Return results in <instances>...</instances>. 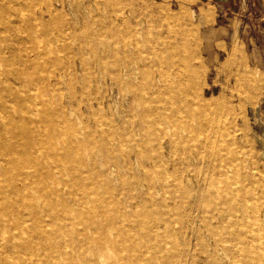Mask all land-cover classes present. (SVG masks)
Returning <instances> with one entry per match:
<instances>
[{
  "label": "rangeland",
  "instance_id": "rangeland-1",
  "mask_svg": "<svg viewBox=\"0 0 264 264\" xmlns=\"http://www.w3.org/2000/svg\"><path fill=\"white\" fill-rule=\"evenodd\" d=\"M0 157V264H264V0H0Z\"/></svg>",
  "mask_w": 264,
  "mask_h": 264
},
{
  "label": "bare ground",
  "instance_id": "bare-ground-1",
  "mask_svg": "<svg viewBox=\"0 0 264 264\" xmlns=\"http://www.w3.org/2000/svg\"><path fill=\"white\" fill-rule=\"evenodd\" d=\"M3 25V24H2ZM3 27V26H2ZM31 27V26H30ZM35 30V29H34ZM22 31V30H21ZM134 32V31H133ZM64 33V32H63ZM23 39V38H22ZM24 41H25V37H24ZM20 42V41H19ZM22 42H23V40H22ZM21 42V43H22ZM23 45H24V43H22ZM223 46V45H222ZM9 47V46H8ZM59 49H61V48H59ZM232 50V49H231ZM8 53V52H7ZM71 54V53H70ZM10 55V54H9ZM28 60V59H27ZM20 61V60H19ZM34 64V63H33ZM30 66V65H29ZM20 68V67H19ZM23 68V67H22ZM26 68H28V67H26ZM17 71H19V70H17ZM21 71V70H20ZM176 71V70H175ZM33 73V72H32ZM116 73H118V75H119V77L120 78H122L123 77V75H125L126 77H128V78H131L132 77V72L131 71H129L126 67H124V68H119V69H117V72ZM240 75V74H239ZM24 76H26V75H24ZM22 77V76H21ZM155 77H156V75H155ZM32 78V77H31ZM44 78V77H43ZM237 78V77H236ZM25 81V80H24ZM45 81H46V79H45ZM38 82V81H37ZM31 84H33L32 82L30 83V85ZM35 84V83H34ZM116 85H117V87L118 88H120L119 86H121V82L120 81H118L117 83H116ZM45 86V85H44ZM20 87V86H19ZM32 87V86H31ZM22 88V87H21ZM23 89V88H22ZM30 89V88H29ZM32 90V89H31ZM14 91V90H13ZM18 93V92H17ZM28 93V92H27ZM11 96V95H10ZM34 97V96H33ZM6 98V97H5ZM219 108H220V106H219ZM5 109V108H4ZM218 110V109H217ZM214 111H215V109H214ZM214 117V116H213ZM27 121V120H26ZM210 122H212V121H210ZM114 131V130H113ZM208 136L210 135V133L209 134H207ZM226 135H227V133H226ZM225 136V135H224ZM194 138V137H193ZM226 138V137H225ZM222 140V139H221ZM228 140V139H227ZM154 141V140H153ZM226 142H228V141H226ZM213 146V145H212ZM6 151V150H5ZM211 151V150H210ZM210 151H208L209 153H210V156H211V152ZM203 152V151H202ZM6 153V152H5ZM158 155V154H157ZM225 155V154H224ZM16 156V155H15ZM210 156H209V158H210ZM7 157V156H6ZM19 157V156H18ZM215 157H216V155H215ZM11 158V157H10ZM208 158V159H209ZM0 159H1V157H0ZM135 159V158H134ZM216 159V158H215ZM217 159H218V157H217ZM226 159V158H225ZM233 160V159H232ZM10 161V160H9ZM9 161H7V160H3L2 162H4L3 163V165H7L8 163V165H10L11 163L9 162ZM13 161V160H12ZM211 161V160H210ZM224 161V160H223ZM37 162V161H36ZM216 162V161H215ZM227 162V161H226ZM226 162H225V164H226ZM38 163H40V162H38ZM252 163V162H251ZM236 164V163H235ZM256 164V163H255ZM12 165V164H11ZM10 165V166H11ZM9 166V167H10ZM21 166V165H20ZM223 166V165H222ZM196 167V166H195ZM258 167V166H257ZM256 167V168H257ZM192 168V167H191ZM214 168V167H213ZM94 169V168H93ZM253 170V169H252ZM261 170V169H260ZM212 171H213V169H212ZM214 171H216V170H214ZM236 171H238V170H236ZM258 171V170H257ZM205 173V172H204ZM213 173H215V172H213ZM219 173V172H218ZM259 174V173H258ZM200 175V174H199ZM214 175V174H213ZM212 175V176H213ZM222 175V174H221ZM236 176V175H235ZM254 176V175H253ZM252 176V177H253ZM256 176V175H255ZM205 177V176H204ZM234 178V177H233ZM259 178V177H258ZM261 178V177H260ZM211 179V178H210ZM254 179V178H253ZM7 180V179H6ZM238 181H239V179H238ZM256 181V183H257V180H255ZM261 181V180H260ZM259 181V182H260ZM252 184H254V183H252ZM261 184V183H260ZM94 185V184H93ZM245 187V186H244ZM261 187V186H260ZM7 188V187H6ZM12 188V187H11ZM258 188V187H257ZM262 188V187H261ZM256 189V188H255ZM1 190H2V188H1ZM12 190V189H11ZM14 190V189H13ZM88 190V189H87ZM250 192V191H249ZM1 193H3V190H2V192ZM70 193V192H69ZM253 193H254V191H253ZM2 195V194H1ZM1 195H0V199H1ZM6 196H8V195H6ZM6 196H5V198H6ZM247 196V195H246ZM252 196V195H251ZM253 196H255V195H253ZM252 196V197H253ZM2 197H3V195H2ZM251 197V198H252ZM8 198H9V196L7 197V199H6V202H7V200H8ZM257 200H259L258 198H257ZM69 202V201H68ZM248 202V201H247ZM7 204V203H6ZM69 204V203H68ZM67 204V205H68ZM62 205V204H61ZM202 205V204H201ZM84 206V205H83ZM169 206V205H168ZM167 206V207H168ZM82 207V206H81ZM224 208V207H223ZM135 209V208H134ZM168 209V208H167ZM228 210V209H227ZM170 211H172V209L170 210ZM18 217V216H17ZM16 217V218H17ZM21 217V216H20ZM232 217V216H231ZM258 217V216H257ZM22 218V217H21ZM121 218V217H120ZM2 219V218H1ZM7 219V218H6ZM227 219V218H226ZM257 219H259V218H257ZM3 220V219H2ZM8 220V219H7ZM18 221V220H17ZM240 221V220H239ZM15 223H16V221H15ZM260 223V222H259ZM12 225V224H11ZM261 225V224H260ZM67 227V226H66ZM9 228V227H8ZM259 228H260V226H259ZM262 228V227H261ZM164 230V229H163ZM261 230V229H260ZM66 232V231H65ZM175 235V234H174ZM259 236V235H258ZM7 237H8V235H7ZM6 237V238H7ZM176 237V236H175ZM174 238V237H173ZM239 238V237H238ZM259 238V237H258ZM10 240V239H9ZM174 240H176V239H174ZM237 240V239H236ZM8 241V240H7ZM6 242V241H5ZM22 242V241H21ZM33 242V241H32ZM176 242H177V240H176ZM175 242V244H178V243H176ZM7 243V242H6ZM7 245H10V243H8ZM6 245V246H7ZM34 246V245H33ZM24 247V246H23ZM43 247V246H42ZM135 247V246H134ZM186 247V246H185ZM249 247V246H248ZM165 248V247H164ZM124 249V248H123ZM134 249V248H133ZM132 249V250H133ZM243 251V250H242ZM141 253V252H140ZM37 254V253H36ZM64 254V253H63ZM3 259V258H2ZM253 259V258H252ZM252 259H250V260H252ZM245 259H243V261H244ZM242 261V262H243ZM246 261V260H245ZM178 262H179V259H178ZM160 263V262H159ZM249 263V262H248ZM238 264V263H237Z\"/></svg>",
  "mask_w": 264,
  "mask_h": 264
}]
</instances>
